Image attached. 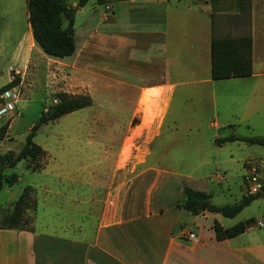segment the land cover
I'll return each instance as SVG.
<instances>
[{
  "label": "crops",
  "instance_id": "crops-1",
  "mask_svg": "<svg viewBox=\"0 0 264 264\" xmlns=\"http://www.w3.org/2000/svg\"><path fill=\"white\" fill-rule=\"evenodd\" d=\"M85 5L74 9V52L46 59L50 73L61 75L49 88L88 94L90 106L100 91L102 149L69 153V160L63 152L47 155L34 172L60 182L26 185L35 189L32 229L0 228V264H264V218H242L255 224L217 240L214 220L223 227L240 221L226 225L217 212L193 215L176 205L184 185L210 194L212 203L203 179L189 182L197 168L189 167L190 143L264 136V0H251L249 14L238 2L227 11L210 0H104L99 23L90 14L76 24ZM246 34L251 75L213 79V36ZM51 157L65 158L63 169ZM253 158L230 154L245 172ZM17 167L30 170L24 161Z\"/></svg>",
  "mask_w": 264,
  "mask_h": 264
},
{
  "label": "rangeland",
  "instance_id": "rangeland-1",
  "mask_svg": "<svg viewBox=\"0 0 264 264\" xmlns=\"http://www.w3.org/2000/svg\"><path fill=\"white\" fill-rule=\"evenodd\" d=\"M64 2L68 7L76 8L77 0H64ZM235 5H237L236 0H216L214 2L217 10L223 8L229 11L234 9ZM101 12L102 7L97 5L95 0H90L82 12L77 15L76 24L82 23L90 14L94 15L92 21L97 24L101 21ZM30 36L33 39L27 21L26 0H0V87L9 82L14 74L20 77L16 87L5 92L3 98L0 96V119L2 117L9 119L6 137L0 142V152H18L33 123L45 109L57 101V93L49 87L56 78L60 79L61 75L56 74L55 76L50 73L49 62L46 60L50 57L41 51L38 52L40 50L38 47V50L32 47ZM73 88L76 94L77 91L84 93L78 86ZM94 94L95 103L92 106L70 112L37 129L33 141L48 152V154L45 152L41 158L43 166L47 162V155L49 157L63 152L69 160V153L79 156L85 150L97 152L102 149L101 95L100 91ZM2 109L6 110L1 112ZM87 139H91L90 143H87ZM190 144L192 154L189 158V167L197 166V168L190 174V179L194 180L189 179V182L194 184L196 179H203L212 193L211 201L214 204L238 202L243 190L242 176L245 170L242 167V161L230 160V154L243 157V159L253 158L255 155L264 153V147L244 142L220 145L217 140H211L207 145L199 141ZM75 156L73 159H76ZM220 157L224 159L222 162L219 161ZM64 160L66 159L53 160L51 157L49 164L62 168L65 164ZM20 174V181L12 184L10 189L5 186L0 191V207L16 200L23 186L36 184L41 179L54 180L51 175H42L26 169H23ZM216 175H221L223 178L216 179ZM55 181L60 182V180L53 182ZM261 181L264 183V176ZM31 212H33L32 208L27 212L30 218ZM254 215L260 219L264 218V195L254 196L248 206L236 217L222 216V219H224V224L230 225L236 221H242V218ZM3 216L0 214V222Z\"/></svg>",
  "mask_w": 264,
  "mask_h": 264
},
{
  "label": "trees",
  "instance_id": "trees-1",
  "mask_svg": "<svg viewBox=\"0 0 264 264\" xmlns=\"http://www.w3.org/2000/svg\"><path fill=\"white\" fill-rule=\"evenodd\" d=\"M90 0H77L76 7L81 8ZM216 0H210L214 4ZM98 4L104 0H96ZM239 8L249 14L251 0H237ZM27 21L36 46L46 55L62 58L71 55L75 50L74 44V13L73 8L68 7L64 0H26ZM252 73V38L250 34L243 36L214 37L211 41V77L213 79L248 76ZM20 77L17 74L6 84L0 87V96L19 84ZM57 101L45 109L38 119L30 127L25 141L18 152H0V191L5 185L14 184L19 174L12 171L17 164L24 161L30 170L37 171L43 167L41 158L44 149L33 141L37 129L48 122L61 116L90 106L92 100L88 94L72 95L64 92L57 93ZM3 119V120H2ZM0 142L6 137L9 119H0ZM244 141L248 144H256L264 147V136H242L234 133L223 137L225 141ZM264 194V183L260 189ZM253 195H243L233 204L214 205L210 203V194L202 190L193 189L184 185L181 190V198L177 206L189 211L193 215L207 212H217L224 217H234L247 206ZM205 209H202L203 205ZM35 189L25 186L19 197L7 208L1 218L0 228L7 229H32V217L27 216V211L35 209ZM255 224L254 218L240 221L232 226L223 227L216 220L213 222V230L217 240L234 237Z\"/></svg>",
  "mask_w": 264,
  "mask_h": 264
},
{
  "label": "built area",
  "instance_id": "built-area-1",
  "mask_svg": "<svg viewBox=\"0 0 264 264\" xmlns=\"http://www.w3.org/2000/svg\"><path fill=\"white\" fill-rule=\"evenodd\" d=\"M1 98H3V95H1ZM9 107H11V104H9ZM5 110L6 109H2L1 112H4ZM245 169V195H253L260 192L263 185L261 178L264 176V156L246 160ZM258 225H260V223H258ZM187 237L193 239L194 235L192 232H189Z\"/></svg>",
  "mask_w": 264,
  "mask_h": 264
},
{
  "label": "water",
  "instance_id": "water-1",
  "mask_svg": "<svg viewBox=\"0 0 264 264\" xmlns=\"http://www.w3.org/2000/svg\"><path fill=\"white\" fill-rule=\"evenodd\" d=\"M12 171H13L14 173L19 174V173H20V168H18V167L13 168ZM259 195H260V192H257V193L255 194V197H258ZM205 207H206V205L204 204V205L202 206V209H205Z\"/></svg>",
  "mask_w": 264,
  "mask_h": 264
}]
</instances>
